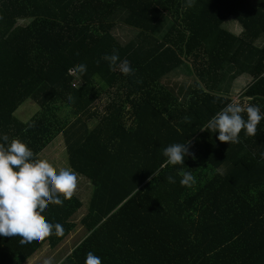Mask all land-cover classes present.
Instances as JSON below:
<instances>
[{"label": "trees", "instance_id": "trees-1", "mask_svg": "<svg viewBox=\"0 0 264 264\" xmlns=\"http://www.w3.org/2000/svg\"><path fill=\"white\" fill-rule=\"evenodd\" d=\"M114 49L131 75L109 70L102 57ZM186 67L189 84L165 83ZM242 74L238 98L264 112V0H0V133L34 159L61 135L68 167L90 187L85 206L73 192L42 213L61 236H0V264H22L45 243L54 250L77 225L53 264H84L88 251L101 264H264V118L237 143L201 129ZM26 99L38 109L21 121ZM174 142L189 146L183 165L162 155Z\"/></svg>", "mask_w": 264, "mask_h": 264}, {"label": "clouds", "instance_id": "clouds-1", "mask_svg": "<svg viewBox=\"0 0 264 264\" xmlns=\"http://www.w3.org/2000/svg\"><path fill=\"white\" fill-rule=\"evenodd\" d=\"M192 2L186 0L189 7ZM102 58L109 70H118L122 75H131L135 71L126 59L118 58L115 49ZM74 71L82 75L86 71L85 64H78ZM262 118L264 112H261L259 105L241 106L233 98L211 115L201 129L215 132L219 141L237 143L242 129L246 136H254ZM190 154L185 142L170 143L162 149V155L170 165H183L185 156ZM33 157L34 153L23 141L9 139L7 134L0 133V236L19 237L21 244L39 241L53 231L56 236L63 234L62 225L45 220L42 213L50 203L62 204L61 197L70 198L78 181L77 173L70 167L56 169L46 159ZM259 158L264 160V150L260 151ZM178 173L181 185L189 186L195 182L189 171L182 168L178 169ZM167 179L175 182L172 176ZM42 264H53L52 258L45 257ZM84 264H101V258L88 251Z\"/></svg>", "mask_w": 264, "mask_h": 264}, {"label": "rangeland", "instance_id": "rangeland-1", "mask_svg": "<svg viewBox=\"0 0 264 264\" xmlns=\"http://www.w3.org/2000/svg\"><path fill=\"white\" fill-rule=\"evenodd\" d=\"M223 26L227 29L238 33V31L241 29L239 24L232 18L228 17L224 22ZM118 36L122 39H126L127 36H129L130 32L126 29H123V33L118 31ZM186 71L180 69L178 73L171 74L168 79H166L165 83H167L169 86H173L175 88H179V86L185 87V85L189 84L191 82V74L190 71L188 72V68H185ZM185 73L186 75H183ZM249 81V76L247 74H242L239 77L235 78L231 85H230V95L232 98H235L241 106L244 105L247 102V98H238V94L243 90L246 83ZM106 96L100 97L99 100L95 102V105L100 108L103 106V104L107 101ZM38 109V106L35 102H33L31 99L24 100L16 109L14 114L19 118L21 121H26L30 116L33 115V113ZM41 159H46L49 164L53 168H60V167H68L67 165V159H66V153L65 149L62 143V137L61 135H57L40 153ZM74 193L79 196L85 206V203L89 197L90 193V187L87 180H85L82 177H78L77 181V187L74 190ZM84 211V207H81L72 218V221L77 224L82 212ZM79 227L75 226L73 231H71L66 238L56 247L54 250H52L47 244H44L41 248H39L37 251L34 252L23 264H42V261L45 257H51L52 261L58 260L62 257L63 252L66 250L71 249L73 247L74 243L78 239V237L81 235L79 232Z\"/></svg>", "mask_w": 264, "mask_h": 264}, {"label": "crops", "instance_id": "crops-1", "mask_svg": "<svg viewBox=\"0 0 264 264\" xmlns=\"http://www.w3.org/2000/svg\"><path fill=\"white\" fill-rule=\"evenodd\" d=\"M39 155H40V154H39ZM45 244H46V243H45ZM33 254H34V253H33ZM27 259H28V258H27ZM27 259H26V260H27ZM26 260H25L24 262H26ZM24 262H23V263H24ZM23 263H22V264H23Z\"/></svg>", "mask_w": 264, "mask_h": 264}]
</instances>
